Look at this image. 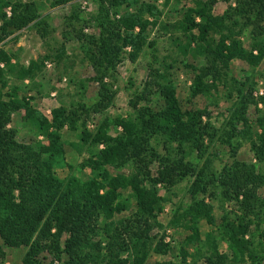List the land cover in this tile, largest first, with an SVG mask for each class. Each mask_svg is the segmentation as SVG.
<instances>
[{
    "label": "trees",
    "instance_id": "1",
    "mask_svg": "<svg viewBox=\"0 0 264 264\" xmlns=\"http://www.w3.org/2000/svg\"><path fill=\"white\" fill-rule=\"evenodd\" d=\"M72 1L0 0V44L37 21L42 4L56 8ZM223 1L227 10L214 15L219 0H174L182 6L174 22L158 0H96L97 12L89 18L70 17L84 23L81 30L74 29V38L96 72L94 113L112 105L114 83L105 80L113 79L120 64L126 59L135 63L146 48L157 52L150 40L153 29L178 34H172L176 55L161 61L154 55L156 67L149 65L144 89L130 101L133 112L127 118H106L95 132L82 122L90 112L82 99L75 107L53 108L49 115L36 108V97L11 84L1 64L19 81L34 82L44 60L14 66L13 56L0 49V264H6V249L21 248L26 249L23 264H46L48 256L49 264H150L152 254L166 256L172 246L163 237L153 248L152 231L163 228L159 217L170 202L159 186L170 192L186 180H192L191 202L178 207L169 221L174 234L183 236L179 264H264V96H253L254 79L239 82L230 76L234 61L251 69L264 63V0ZM170 2L165 0V7ZM36 24L45 37L46 22ZM86 26L96 33L85 34ZM65 45L44 59L60 65ZM200 58L205 64L198 66ZM180 72L191 82L185 98ZM221 87L228 101L236 97L237 102L220 135L207 109L186 104L199 97L218 102ZM152 95L160 104L153 103ZM252 106L257 114L253 122L248 118ZM15 115L35 128V138L19 139L11 126ZM115 128L121 131L111 133ZM66 130L79 132L75 142H66ZM240 140L249 142L254 161L238 158ZM216 143L230 147L232 154L220 169L210 152ZM69 148L78 156L88 148L81 168L90 170L91 178L58 173L73 151ZM126 167L127 174L111 172ZM216 202L223 211L219 220ZM203 221L210 227L206 233Z\"/></svg>",
    "mask_w": 264,
    "mask_h": 264
},
{
    "label": "rangeland",
    "instance_id": "2",
    "mask_svg": "<svg viewBox=\"0 0 264 264\" xmlns=\"http://www.w3.org/2000/svg\"><path fill=\"white\" fill-rule=\"evenodd\" d=\"M162 9H165V16L169 17L172 22L180 19V10L182 6L176 4L174 0H171L169 5L165 7V0H158ZM228 5L223 1L219 0L214 8V15H222L227 10ZM97 12L96 0H74L66 5L60 7H49L47 4H42L40 18L34 23L30 24L27 28L21 31L15 32L13 35L8 37L0 44V49H3L8 54L12 55V64H17L28 67L32 61L44 60L45 68L34 82L26 80L24 82L19 81L15 76L14 72H8L9 69L3 64L1 67L7 70V76L10 77L11 84H19L24 91H30L36 100L33 102L35 107L41 110L45 114H50L53 108L60 105H75L82 99L87 108L90 109L88 115L83 118L82 122H85L87 129L91 132H95L100 124L106 119H113L116 117L127 118L132 112L130 101L133 98L135 92H142L145 87V82L148 80L149 65H155V57L161 61L162 58L170 55H176L177 48L172 41V34L176 37V31L165 33L161 30L160 26L153 29L150 40L156 42L157 52L154 54L153 51L145 49L142 52L140 58L132 63L129 59H126L122 64L118 66L117 74L114 75L113 79L108 77L105 80L106 83H114V91L116 96L113 100L112 105L105 111L95 112L93 111V105L98 101L99 84L95 81L96 72L88 64L84 58V54L81 51V43L76 42L74 35V29L81 30L84 26L83 22L71 21L70 17L76 13L80 17L87 19L91 15ZM10 14V13H9ZM164 16V17H165ZM164 17L162 20H164ZM40 20H44L47 24V33L45 37L40 34V28L37 24ZM165 21V20H164ZM84 33L92 35L96 33L94 28L90 26L84 27ZM66 35V36H65ZM67 35L70 36V41L66 43ZM69 36L67 38H69ZM247 37V36H246ZM247 39V38H244ZM248 41V40H247ZM246 41V42H247ZM66 43V45H65ZM65 45L66 53L63 61L60 65H57L51 58L44 59L46 56L54 55L57 50ZM248 47V44H246ZM128 52V51H127ZM157 61V60H156ZM196 65L205 64V59L200 58L195 62ZM156 67V65H155ZM264 63L257 69H251L246 63L242 61H234L230 69V76L239 82H245L246 77L254 79L255 89L253 96L259 99L264 96ZM179 82L181 85V96L187 97L188 88L191 84L190 80L185 73H179ZM131 83L133 86H131ZM219 99L216 102L214 99L199 97L193 101L191 105L197 109H207L211 124L223 134L226 131L227 122L231 116L230 111L233 110V105L236 104L237 98L228 101L225 98V90L223 87L220 88ZM39 93V94H38ZM154 104H160V99L152 95ZM259 108H262V103L259 102ZM257 114L255 108L252 106L248 112V118L250 121L256 119ZM18 131V137L22 141H27L36 137L35 128L22 121L20 115L14 116V121L11 125ZM81 129V127H80ZM120 128H115L111 133L120 132ZM77 133H72L68 130L65 131L64 139L67 143L75 142L77 139ZM236 140H234L235 142ZM242 143L238 149V158L242 161L251 162L254 161L253 154L250 150L249 142L240 140ZM103 147L100 146V149ZM69 150H73L69 148ZM96 151V150H95ZM212 158L214 159V167L220 169L223 164L231 161L230 147L216 143L210 149ZM73 153V154H72ZM88 157V148H85L81 155H77L76 151H69L66 159L62 162V167L58 173L63 177L76 176L80 179H88L92 177V172L88 169L84 170L81 168V164ZM74 165L72 171H68L64 165ZM155 173V168L152 169ZM113 174L121 173L127 174L129 168L126 167L121 170L111 169ZM192 180H186L170 192L162 186H159L160 194L169 197L170 202L166 204L164 213L159 217V221L163 228H155L152 231V237H155L153 248L156 243L164 237L165 243L172 244L170 254L166 256H160L152 254L149 263L155 262H171L179 264L181 258L178 256V247L182 241L183 236L181 234H174L172 229L169 228V221L175 212V210L181 205L190 204L191 200L188 194V190L191 186ZM261 197L264 198V190L260 191ZM132 210L133 202H132ZM221 202L215 203V214L219 220L222 215V209L220 208ZM226 209L228 208L225 205ZM130 215V211L123 214L127 217ZM200 227L204 233L210 230V227L203 221ZM170 239L169 241L167 239ZM1 243V240H0ZM226 248L223 247L222 250ZM6 264H23L24 255L26 252L25 248L21 249H6ZM191 259L188 263H191ZM51 262V257L48 256L46 264ZM205 261L200 262L203 264ZM54 264H60L56 262Z\"/></svg>",
    "mask_w": 264,
    "mask_h": 264
},
{
    "label": "built area",
    "instance_id": "3",
    "mask_svg": "<svg viewBox=\"0 0 264 264\" xmlns=\"http://www.w3.org/2000/svg\"><path fill=\"white\" fill-rule=\"evenodd\" d=\"M167 240L169 241L170 239L168 238Z\"/></svg>",
    "mask_w": 264,
    "mask_h": 264
}]
</instances>
